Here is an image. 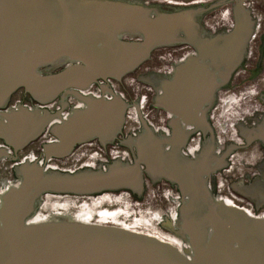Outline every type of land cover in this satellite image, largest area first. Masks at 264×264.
<instances>
[{
	"label": "water",
	"instance_id": "water-1",
	"mask_svg": "<svg viewBox=\"0 0 264 264\" xmlns=\"http://www.w3.org/2000/svg\"><path fill=\"white\" fill-rule=\"evenodd\" d=\"M237 2L233 30L203 38L194 10L153 15L149 8L122 0H0V107L19 88L46 103L68 88L121 80L155 46L183 32L198 56L173 80L154 77L163 90L156 105L187 124L206 122L203 107L212 105L217 90L232 78L253 33L250 14ZM128 35L144 40L128 41ZM84 100L86 109L54 127L61 139L52 147L57 154L89 137L111 138L122 130L128 103L121 95ZM55 117L48 109L21 106L4 115L0 138L21 150ZM147 130L153 143L139 145L134 163L118 161L107 169L78 172L23 163L17 169L19 182L1 198L0 264H264V217L217 200L200 161L183 159L179 148L165 150ZM208 149H215L214 136ZM143 163L152 175L176 183L186 197L180 207L181 247L114 225L37 219V203L47 195L118 189L140 194Z\"/></svg>",
	"mask_w": 264,
	"mask_h": 264
},
{
	"label": "flooded vegetation",
	"instance_id": "flooded-vegetation-1",
	"mask_svg": "<svg viewBox=\"0 0 264 264\" xmlns=\"http://www.w3.org/2000/svg\"><path fill=\"white\" fill-rule=\"evenodd\" d=\"M122 1L149 8L153 15L158 12L199 11L197 19L203 38H214L232 31L238 5L237 0ZM240 1L254 22L253 33L244 58L232 78L217 90L212 105L206 104L203 107L206 122L201 124H187L177 115L156 105V98L163 94V90L154 77L173 80L183 65L198 56L195 46L188 42L183 32L175 39L155 46L147 58L121 80L99 79L87 89L68 88L46 103L31 96L24 88L14 91L0 107V122L5 120V114L21 106L48 109L56 117L37 139L21 150L16 151L0 138V187H7L0 193V203L4 192L19 182L17 169L23 163L37 161L49 169L67 172L107 169L118 161L134 163L139 158V145L148 140L153 143L147 130L150 129L163 142L165 150L179 148L183 159L200 161L208 172L205 178L217 200L241 208L251 216L264 217V0ZM126 40L142 42L144 38L128 35ZM60 70L61 67L54 71ZM113 83L119 85L124 97ZM113 95H121L128 103L122 130L111 138L89 137L77 142L70 151L57 154L52 147L60 143L61 139L54 133V127L67 121L75 111L86 109L88 105L84 99L110 98ZM199 116L202 117V113ZM213 136L215 149L211 152L207 150V146L212 142ZM46 146H49L48 151ZM208 168L210 169L207 170ZM142 169L144 181L152 189V196L176 205L169 212L168 218L172 221L176 218L180 224V207L186 197L178 185L165 177L152 175L144 163ZM122 193L140 196L130 189L108 190L93 195L58 196L78 200H95L104 196L109 200L105 195ZM60 208H63V214L45 217V220L68 219L105 224L94 221L91 211L71 213L66 207ZM36 217L44 219L41 213H36ZM97 217L100 218L101 215L97 214ZM169 224L175 231L172 223ZM176 231L179 232L180 228Z\"/></svg>",
	"mask_w": 264,
	"mask_h": 264
},
{
	"label": "rangeland",
	"instance_id": "rangeland-1",
	"mask_svg": "<svg viewBox=\"0 0 264 264\" xmlns=\"http://www.w3.org/2000/svg\"><path fill=\"white\" fill-rule=\"evenodd\" d=\"M113 85L124 97V93L119 90V85L116 83ZM6 188L0 187V193ZM139 195V197L133 196L132 193L105 195L110 198L109 200L103 198L104 196L95 200H78L68 196L47 195L38 201L35 213H41L44 216V219L40 221H48L45 220V217L58 216L64 213L63 208L60 207H66V210L71 213L88 210L93 212L94 221L154 235L181 247L183 238L176 231L179 228V221L176 218L173 221L168 218L169 212L176 205L173 206L171 202L154 198L152 189H149L148 183L145 181L143 190ZM96 202L100 203L96 204ZM97 214H100L101 217H97ZM104 217L106 218L102 220L101 218ZM170 222L175 231L170 228Z\"/></svg>",
	"mask_w": 264,
	"mask_h": 264
}]
</instances>
